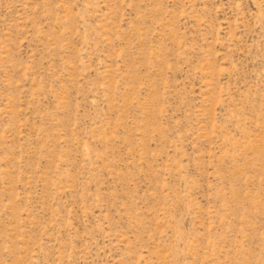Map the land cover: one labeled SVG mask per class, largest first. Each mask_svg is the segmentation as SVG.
<instances>
[{
  "label": "rangeland",
  "instance_id": "rangeland-1",
  "mask_svg": "<svg viewBox=\"0 0 264 264\" xmlns=\"http://www.w3.org/2000/svg\"><path fill=\"white\" fill-rule=\"evenodd\" d=\"M0 264H264V0H0Z\"/></svg>",
  "mask_w": 264,
  "mask_h": 264
}]
</instances>
